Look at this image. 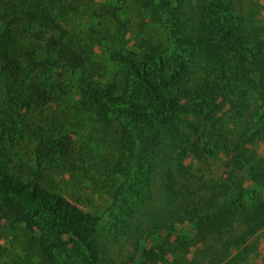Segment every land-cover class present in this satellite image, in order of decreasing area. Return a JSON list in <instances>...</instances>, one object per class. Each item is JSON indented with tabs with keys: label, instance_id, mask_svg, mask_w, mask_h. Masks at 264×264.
Returning a JSON list of instances; mask_svg holds the SVG:
<instances>
[{
	"label": "trees",
	"instance_id": "1",
	"mask_svg": "<svg viewBox=\"0 0 264 264\" xmlns=\"http://www.w3.org/2000/svg\"><path fill=\"white\" fill-rule=\"evenodd\" d=\"M254 1L0 0V224L35 213L54 241L73 242L79 259L63 264H104L81 208L112 207L109 233L141 247L161 234L181 240V208L193 233L216 230L192 258L169 250L163 264L246 261L253 250L233 254L242 241L230 234L264 212V157L251 146L264 143ZM188 157L226 159L228 182L197 167L182 192ZM1 237L0 264H32L46 250L31 236L10 254L12 235Z\"/></svg>",
	"mask_w": 264,
	"mask_h": 264
},
{
	"label": "rangeland",
	"instance_id": "2",
	"mask_svg": "<svg viewBox=\"0 0 264 264\" xmlns=\"http://www.w3.org/2000/svg\"><path fill=\"white\" fill-rule=\"evenodd\" d=\"M256 1L260 5V13L264 16V0ZM218 138L222 142L226 140L224 136H219ZM251 146L253 150L256 151L259 158L264 157V143L259 138H256ZM224 161H226V159L221 162L220 160L216 161L211 158L207 164H199V158H196L194 161L191 157L186 158L184 166H179L178 177L181 178L179 189L182 192L193 190V185L188 188H185V186L193 182L194 184L197 183L195 178V174L198 173L197 167H199V173L203 171L205 175L210 176L214 180L222 179L223 181H227V174H223L226 172ZM238 167H240V165H236L237 171H242ZM261 182H264V180H261ZM248 184L249 182L246 181L244 186ZM260 191L264 199V188ZM71 201L74 202V200ZM81 209L84 211L83 213L87 219L94 221L96 229L95 240L105 246L103 248L104 253L102 254V258L105 260L104 264H163L162 258L167 257L172 259L173 257L171 251L168 253L169 250H176L175 252L180 253L183 252L184 248L190 249L188 257L192 258L195 251L203 245V241L216 230L215 227L206 226L199 231V233H193L189 222L184 220L185 214L183 210L178 208L174 209L172 214H175V217L178 219L175 226L177 231L181 234V240L173 242L176 237H172V243H167L165 240L162 241L161 234L159 239L151 238L145 246L141 247L136 245L133 241L126 240L123 238V235H119L118 238L115 239L114 235L109 233L110 230L112 232L117 231V228L114 229L113 226L110 227L112 225L110 223L114 222V211L112 207H103L100 209V212H95L93 214L84 208ZM25 217H27V221H24L22 224H16L14 228L6 222L0 224V237L8 233L12 235L11 238L13 242L10 246V254L15 255L20 252L19 247H21V242H26L31 236H35L38 240L36 251H41L40 246L44 242L46 246L45 253L47 254L43 252L44 254L41 253L37 255V257L32 259V264H63L65 258H72L73 260L79 259L77 257L78 252L73 242L69 241V236H64L63 240H66L65 243L63 241L56 242L54 241V236L45 228L43 219L40 218L39 215L25 212ZM261 218H263V221L264 212L259 214L255 219H243L234 222V224L239 226L234 227L235 231L230 235L236 236V240L239 239L242 243L239 248H233V254L237 253L239 250L244 251L247 246L253 250V252L246 256H244V252L240 254L246 259V261L241 264H264V225L258 226ZM250 222H253V224L251 227H248ZM231 225L232 222L226 226L228 234L230 230H233ZM2 241H4V239H2ZM79 262L89 264L83 260H79ZM221 264L234 263L229 259H225Z\"/></svg>",
	"mask_w": 264,
	"mask_h": 264
}]
</instances>
